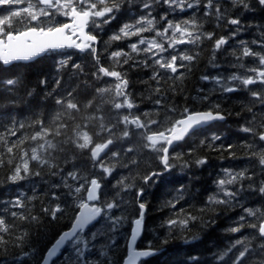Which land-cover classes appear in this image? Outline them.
<instances>
[{"label":"trees","instance_id":"trees-1","mask_svg":"<svg viewBox=\"0 0 264 264\" xmlns=\"http://www.w3.org/2000/svg\"><path fill=\"white\" fill-rule=\"evenodd\" d=\"M126 1L123 0L120 11L115 13V19L103 26L102 32H98L101 40L98 49L100 64L110 70L113 66V61L109 58L110 53L115 50H123L126 41L123 38L119 41H112L106 48L105 42L109 41V37L117 33L124 23L132 22L133 16L147 13V11L140 13L138 4L141 0H135L136 7L134 6V10L125 5ZM205 3L206 0H201L195 10L181 14L171 12L162 0L159 5L153 4V6L157 5V9L151 10L157 21H160L161 15L165 13H168V20L174 22L195 16L198 21L203 23L201 31L214 33V36L211 40L203 39L198 45L185 44L182 46V51H188L189 54L198 53V58L192 62H184L188 66L181 68L180 73H184L183 79L161 81L162 92H167L171 100L170 103L160 106L153 103L156 96L152 94L151 89L156 87V82L150 79L154 70L152 67L145 68L140 64L133 66L132 60L128 64H123L122 67L116 65L115 70L122 74L126 73L127 92L130 94L131 101L137 105L131 110L126 109L122 115L128 114L129 111L133 115L148 112L149 118L159 121H164L168 116L171 117L168 124L170 126L172 121L180 118L179 113L184 108H188L190 112L211 109L214 112H222L226 121L215 123L204 130H200L179 144L175 151L183 154V161H187L189 166L181 168L182 161H177V166L168 174L163 173L158 178V182L149 181L148 185L143 184L142 177L151 171L163 172V166L156 158V153L143 148L142 140L138 135L143 130L135 129L132 125L127 126L130 136L122 137L110 148L121 152L119 162L105 161L106 164L116 163V170L112 173L109 181L104 179L101 182L109 188L110 195L115 192L111 188V184L121 176H128L136 187L129 192L122 191L120 193L126 202L122 203L121 209H114L113 213L122 212L126 219L115 232L95 241L93 256L104 250L105 243H109V259L114 260L116 264H122L127 254V243L134 220L138 217L139 209L135 201V191L139 187L145 189L141 201L147 205L144 234L139 243V248L146 249L148 242L151 241L153 248L158 252L156 256L142 264H223L219 256L227 250L232 242L256 232L247 226L239 233H230L227 229L236 226L237 219L244 215L245 208H252L253 210L258 208L264 211V195L259 192L243 191L238 197L243 207L235 208H228L224 205L207 206L206 202L210 195L218 191L216 181L223 178L224 169L234 171L247 169L249 174L255 173L251 182L253 184L258 185L259 180L264 179V173L258 164V159L251 156L253 149L242 146V142L247 141L254 143L255 150H259L264 142H260L254 133L241 131L242 126L253 127L257 133L264 130L261 127L264 125V105L251 97L250 92L242 86L237 85L240 90L233 93H224L218 90V86L214 82L204 81L201 77L205 75L228 77L234 73L255 75L247 69L262 68L258 57H242V60H237L236 57L242 54L241 41H244L253 52L264 53L260 43H253V41L264 42V6H259L256 0H252V10L243 11L241 8L233 9L229 0H220L221 11L226 12L231 18L238 16L244 26L238 35L231 38V33L236 26L229 25L226 19L217 23L214 17H205ZM165 24L166 21L159 22L158 26L162 28ZM219 37L229 39L226 45L221 46V49L216 51L214 41ZM69 57L67 68L59 72L62 80L57 92L60 96H65L67 90L75 89L73 102L80 107L79 112L71 111V115L64 112L61 106L55 103L53 96L56 93L51 96L47 94L53 88V80L57 76L59 61ZM136 59L139 58L136 57ZM120 60L123 61V58ZM241 62L244 64V68L240 67ZM73 63L80 64L83 71L74 70L72 68ZM149 64H152L151 60ZM96 71L92 57L87 54L82 55L79 52L51 53L28 64L9 67L0 65V134H4L6 129L12 128L15 122L16 136L7 137V146H11L17 138L29 137L22 145L13 148L12 154L6 153L5 145L0 141V157L5 161L13 158L11 166L7 163L0 166V215L3 216L6 224L14 225L10 234L5 235L8 243L0 246V264H38L40 258L59 234L70 228L77 209L73 206V201L68 195V189L63 186L54 187L60 183L64 174L76 170L89 178L95 175L100 177L101 175V171L99 175L95 174L98 173V170L93 167L90 149H78L72 140L63 143L69 137L76 139L73 129L77 124L80 127L76 131L88 132L92 137L93 146L95 143H103L109 134L100 130V118H103L102 122L105 127H110L122 116L115 117V110L112 109V103H110L111 98L96 91L98 88L105 87L107 80H109V77H104L102 74H100L99 79L94 77L93 73ZM159 71L164 75L165 70ZM169 75L176 74L169 73ZM7 79H17L19 83L14 86H7L4 83ZM42 79L48 81L46 85L40 83ZM173 83L176 86L175 94L168 91ZM248 88L258 90L260 85H249ZM29 92L32 94L29 95ZM150 95L151 99L149 98ZM90 101L91 106H88ZM216 104H219V109L213 107ZM169 106L175 107L178 111L176 113L169 112ZM58 112L62 113V116L54 124L52 121ZM41 119L44 121V126L51 130L45 139L58 145L56 150H49L51 152L50 162L57 167L49 169L48 166H45L44 169H37L35 162H30V172L40 170L41 175L29 174L24 180L11 183L7 177L11 174L12 168L20 163V151H30L32 146L43 142L42 140L34 142L30 139L41 127L34 122ZM141 119L144 120L145 117L141 115ZM61 123L67 124L68 127L60 129L61 135L55 136V130ZM19 124H24L25 127L20 129ZM124 128V125L117 124L113 131L119 135ZM151 130L163 129L160 125L154 124L151 125ZM213 134L221 136L222 139L213 143L211 141ZM202 140L205 141L203 145L201 144ZM229 144L234 145L231 152H234L235 156H230L227 148ZM128 148H132L133 151L127 152ZM172 154L173 151H171L170 156ZM201 158L206 159L207 163L197 165L195 161ZM132 160H135L136 163L132 164ZM124 163H127L128 167H123ZM60 168L63 169V172L59 171ZM52 172H56V175H53ZM21 174L23 175V172ZM153 179L157 180L156 177ZM69 183L72 182L69 181ZM243 183L247 187L249 181L245 180ZM53 192L56 193L58 199H53ZM181 192L183 198L179 203H176L175 208L168 206L167 202H175ZM17 196L22 198L36 197L34 200L25 201V209L15 208L11 210L36 216L37 221L20 220L10 216L6 206ZM57 203L64 209V212L57 213L58 219L52 220L41 209L55 207ZM202 209L203 211H201ZM188 214L197 217L196 221L189 222L188 230L181 232L180 229L173 226L171 234H169L166 221L183 219ZM246 219L255 222V218ZM24 233H27V236L23 247H15L16 237ZM109 237L114 240V243ZM162 239H167V243H161ZM258 242L259 238L253 240L252 246L254 247ZM239 247L233 249L230 257L239 250ZM33 249L35 250V258L32 255L23 258V252H32ZM112 250L115 252L114 256ZM192 257H198V260L194 261ZM99 259L103 261L104 257L100 256Z\"/></svg>","mask_w":264,"mask_h":264},{"label":"snow or ice","instance_id":"snow-or-ice-1","mask_svg":"<svg viewBox=\"0 0 264 264\" xmlns=\"http://www.w3.org/2000/svg\"><path fill=\"white\" fill-rule=\"evenodd\" d=\"M127 2L131 4L133 0H127ZM162 2L174 13L176 11L183 12L198 7L201 0H162ZM229 2L233 9L241 8L243 11L252 10V0H229ZM122 3L123 0H0V6L26 4L25 7L16 10H13L11 7L6 9L0 8V11H6L7 13L0 15V65L11 66L31 62L49 52H63L67 49L78 50L80 53L92 57L97 69L93 73L94 77L99 79L100 74H102L104 77H113L116 80L113 86L101 87L96 89V91L101 94H112L113 100L110 102L114 109L120 110L123 108L131 110L137 105L131 101L130 94L127 92L128 80L126 79V73L122 74L120 71L115 70V66L120 65L122 67L123 64H128L132 60L134 62L133 66L140 64L145 68L152 67L154 69L150 77L151 80L156 82V87L151 89L152 94L156 96L153 103L157 106L170 103L171 97L168 96L167 92H162L161 81L183 79L184 73H180L179 76L169 75V73L176 74L179 68L188 66L184 62H192L198 58V53L189 54L188 51H179L178 45H198L203 39L211 40L214 33L201 31L203 23L198 21L195 16L174 22L173 20H168V13H165L161 15L160 21H157L152 16L151 9L153 8V4H159L161 0H141V10L149 9L147 14L137 17L134 22L124 23L119 31L111 35L109 41L105 42V47H107L112 41H119L122 38H130L132 36L140 37L137 42L128 45L129 52L117 50L110 53L109 58L113 61L112 70H110L108 67L100 64V57L97 51V45L100 43L98 40V32H102L103 26L111 23L115 19V13L120 11ZM256 3L259 6H264V0H256ZM204 8L205 17H214L217 23L226 19L229 25L236 26L231 33V38H234L243 29L244 26L238 16L231 18L226 12L221 11L220 0H206ZM14 18L17 21V26L15 27L13 26ZM164 21H166V25L162 29L156 27L159 22ZM145 32H154L155 34L151 39H148L142 35ZM169 32H171V35H169ZM157 38L161 39L158 40ZM228 39L226 37L215 39L214 49L219 51L221 46L228 43ZM253 43H260L261 48L264 49V42L253 41ZM165 44H167V47H165ZM240 45L242 47V54L236 57L237 60H242V57H258L259 64L264 66V53L253 52L244 41H241ZM140 46L143 47L141 48ZM165 52L169 53L168 57L162 55ZM142 53L145 58L136 59ZM233 55H235V52H233ZM121 57H123V61L120 60ZM69 60L70 57L59 61L57 76L53 80V88L47 94L51 96L53 93H56L53 96L55 103L60 105L64 112L71 115V111L79 112L80 107L77 103L73 102V91L75 89L67 90L65 96H60L57 92L62 80L59 72L67 68ZM149 60L152 61V64H149ZM178 60L180 61L179 65L177 64ZM240 67L244 68L242 62L240 63ZM72 68L79 72L83 71L81 65L78 63H73ZM161 69L165 70L164 75L159 71ZM247 71L255 73V75H239L235 73L228 77L205 75L201 79L214 82L218 86V90L224 93L238 91L240 89L237 85L242 86L250 92L251 97L255 98L261 104H264V70L252 68L247 69ZM47 82L46 79L40 81L42 85H46ZM4 83L7 86H14L19 81L17 79H7ZM255 84L260 85L258 90L248 88L249 85ZM168 91L175 94L176 86L174 83L170 85ZM31 94L29 92V95ZM115 98L123 99L122 102H118ZM149 98L151 99V95ZM204 98L207 99V97ZM88 106H91V101ZM213 107L219 109L220 106L216 104ZM168 111L176 113L178 110L175 107L169 106ZM141 115L145 117L144 120H141ZM179 115L180 118L172 121L170 126L168 124L171 117L166 116L164 121H159L149 118L150 114L148 112L133 115L129 111L128 114L122 115L112 123L110 127H105L102 122L103 118L101 117L100 130L107 132L109 135L105 142L95 143L94 146L89 133L86 131H76L80 125H75L73 131L76 139L69 137L63 143L72 140L78 149H90L93 167L99 169L101 175L99 178L95 176L89 178L87 175L72 170L64 174L61 177L60 183L54 186H63L68 189V195L72 199L73 206L77 209V212L72 218L71 227L59 234L53 244L40 258L38 264H50V257L58 256L69 251L72 255L69 256L67 264H116L114 260L109 259V243H105L104 250L99 251L98 255H92L95 250V241L101 237L108 236L109 233L115 232L126 219V216L122 212L114 214L113 210L121 209L122 203L126 202L120 196V193L122 191L129 192L136 186L128 176H121L111 184V188L115 192L110 195L109 191L106 190V186L101 181L111 177L112 173L116 170L117 164H106L105 161L113 160L119 162L121 152L110 149L105 153L103 158L101 157V153L105 149H109L110 145H114L122 137H129L130 132L127 126L132 125L135 129L143 130L138 134L142 140V146L157 154L156 158L163 166V172H170L177 166V161H182L180 164L181 168L188 167V162L183 161L182 153L176 152L173 149V154L171 156L169 155V149L173 148L174 142L183 141L189 133L195 135L206 125L217 120H223L225 116L222 112H214L211 109L203 112H190L188 108H184ZM61 116L62 113L58 112L52 123L55 124L57 120L61 119ZM34 123L39 124L41 127L30 139L34 142L38 140H42L43 142L32 146L30 151H20V163H17L12 168L11 174L7 177L11 183L24 180L29 174L35 176L41 175L40 170L30 172V162H35L37 169H44L45 166H48L49 169L57 167L50 162L51 152L49 150H56L58 145L51 140L45 139L51 130L44 126L42 119ZM117 124L125 126L119 135L113 131L117 127ZM154 124L160 125L163 130L152 131L151 125ZM15 127L14 122L12 128H8L4 134H0V141L4 143L7 154H12L13 148H17L29 139L27 136L17 138V140L12 142L11 146H7V137L16 136ZM18 127L23 129L25 125L19 124ZM67 127V124H59L54 135L60 136V129H66ZM261 127L264 128V125H261ZM241 131L254 133L255 136H258L260 142H264V130L257 133L253 127L242 126ZM221 139V136L216 134H213L211 137L213 143ZM80 140L82 142H79ZM204 143L205 141L202 140L201 144L203 145ZM242 146L247 149H253L251 156L258 159V164L261 167L262 173H264V144L261 145L259 150H255L254 143L247 141L242 142ZM233 147L234 145L232 144L227 146L230 156H235V153L231 152ZM132 151V148L127 149V152ZM5 163L11 166L13 164V158L5 161L0 157V166ZM131 163L135 164L136 161L132 160ZM195 163L197 165H204L207 163V160L201 158L197 159ZM122 166L128 167V164L124 163ZM59 171L63 172V169L60 168ZM22 172L23 175L21 174ZM163 172L151 171L145 174L142 177L143 184L148 185L149 181L153 183L158 182V178L163 175ZM52 174L56 175V172H52ZM254 176L255 173L249 174L247 169L240 171L224 169L223 178L216 181L218 191L208 197L206 205H224L228 208L243 207L238 199L243 191L259 192L261 195H264V179H260L258 185L253 184L251 182ZM154 177L157 180H154ZM245 180L249 181L247 187L243 183ZM69 181L72 183H69ZM102 189L105 190L102 191ZM144 191L145 189L143 187H139L135 191V201L139 211L138 217L134 220L135 229L131 237L133 245L142 231V223L147 208L146 203L140 199L144 195ZM52 197L54 200L58 199L55 192L52 193ZM117 197H120V199H117ZM35 198V196L30 198L17 196L14 200L8 202L6 207H8L10 216L20 220L37 221L38 218L36 216H29L25 215L24 212L18 213L17 211L11 210L15 208L25 209V201H31ZM182 198L181 192V195L176 198L175 202L168 201L167 205L175 208L176 203H179ZM41 210L48 214L52 220L58 219L57 213L64 212V209L61 208L59 203L55 207H44ZM246 218H255V222H250ZM196 220L197 217L188 214L183 219H169L166 221V227L169 230V234H171L173 226L183 232L188 230L190 221L194 222ZM13 226L6 224L3 216L0 215V246L8 243L5 235L10 234ZM245 226L256 230L255 234H250V236H245L232 242L227 250L219 256L223 264H264V211L258 208L255 210L245 208L244 215L238 217L236 226L230 227L227 231L230 233H239ZM26 236L27 233L17 236L15 247L22 248ZM257 238H259V242L253 247L252 241ZM109 239L111 240V237ZM111 242L114 243V240H111ZM161 243H167V239H162ZM237 246H240L239 250L230 257L233 249H236ZM155 254H157V250L153 248L152 242L149 241L146 249L137 250L134 246L131 247L122 264H140L142 260ZM22 255L23 258H27L29 255L35 258V250L33 249L32 252H23ZM112 255H115L114 250H112ZM100 256L104 257L103 261L99 259ZM192 259L196 261L198 257H192Z\"/></svg>","mask_w":264,"mask_h":264},{"label":"rangeland","instance_id":"rangeland-1","mask_svg":"<svg viewBox=\"0 0 264 264\" xmlns=\"http://www.w3.org/2000/svg\"><path fill=\"white\" fill-rule=\"evenodd\" d=\"M26 6V4H21V5H12V6H6V7H4V9H6V8H8V7H11L13 10H16V9H20V8H23V7H25ZM197 8V7H196ZM140 13L141 12H143V11H145L146 9H144L143 11L141 10V6H140ZM152 10V9H151ZM149 11V9H147V12ZM186 12H189L188 10H186V11H183V12H181V11H176L175 12V14L176 13H178V14H181V13H186ZM4 14H7L6 13V11H0V15H4ZM147 14V13H146ZM145 14V15H146ZM139 16H142V15H139ZM138 16V17H139ZM58 19H60V18H58ZM166 25V24H165ZM164 25V26H165ZM13 26L15 27V26H17V21H16V18H14L13 19ZM156 27L157 28H159V26H158V24L156 25ZM163 28V27H162ZM162 28H160V29H162ZM154 32H145V33H143L142 35L145 37V38H148V39H151L153 36H154ZM169 35H171V32H169ZM140 37L139 36H132V37H130V38H123L124 39V41H126L125 42V47L123 48V51L124 52H129L130 51V49L128 48V45L130 44V43H134V42H137L138 41V39H139ZM158 40H160L161 38H157ZM183 45H185V44H181V45H178V50L179 51H182V46ZM141 48L143 47V46H140ZM165 47H167V44H165ZM106 48V47H105ZM115 51H117V50H115ZM171 51V50H170ZM113 52V51H112ZM162 55H164L165 57H168V55H169V53L168 52H165V53H163ZM133 56H135V54H133ZM140 58H145V56H144V54L142 53L140 56H139ZM121 58H123V57H121ZM120 58V59H121ZM158 58V57H157ZM150 61V60H149ZM177 64L179 65L180 64V61L178 60L177 61ZM260 70H264V66H262V68L260 69ZM180 72H181V68H179V70H178V72L176 73V75H174V76H179L180 75ZM115 82H116V80H115V78H109V80H107V83H106V85H105V87H109V86H113L114 84H115ZM108 98H111V100L110 101H112L113 100V95L112 94H110V93H104ZM104 97V96H103ZM105 98V97H104ZM118 102H122V99L123 98H115ZM111 103V102H110ZM112 109L113 110H115V117H117L118 118V116H121L122 114H124L125 113V110L126 109H120V110H116V109H114V107H113V105H112ZM98 170V173L96 172L95 174H98L99 175V172H100V170L99 169H97ZM96 177H98L97 175H95ZM112 176V175H111ZM99 178V177H98ZM111 179V177H109L108 179H106V181H109ZM106 190L107 191H109V188L108 187H106ZM72 255V253L69 251V252H66L65 254H64V256L59 260V261H57L55 264H67V261H68V258H69V256H71Z\"/></svg>","mask_w":264,"mask_h":264},{"label":"water","instance_id":"water-1","mask_svg":"<svg viewBox=\"0 0 264 264\" xmlns=\"http://www.w3.org/2000/svg\"><path fill=\"white\" fill-rule=\"evenodd\" d=\"M68 50H72V49H68ZM47 54H48V53H47ZM45 55H46V54H45ZM45 55H41L40 57L36 58L35 60H33V61H31V62L23 63V64H28V63L35 62L36 60H38V59L44 57ZM11 66H12V65H11ZM5 67H9V66H5ZM225 121H226V117H225V119H223V120H217V121L212 122V123L209 124V125H206L203 129L208 128V127H210L211 125H213V124H215V123H224ZM201 130H202V129H201ZM191 135H192V134L189 133V135L186 136L185 139H184L183 141H180V142H174L173 148H174L175 146H177L178 144H180V143L184 142L185 140H187ZM110 146H111V145H110ZM110 146H109V147H110ZM173 148H170V149H169V155H170L171 151L173 150ZM108 150H109V149H105L104 152L101 153V157H103V156L105 155V153L108 152ZM166 173H169V172H166ZM140 199H141V198H140ZM145 215H146V211H145L144 219H143V223H142V231H141L140 235L137 237V239H136L134 245L132 244V240H131L132 233H133V231H134V229H135V224L133 223V227H132V230H131V233H130V236H129V239H128V243H127V252L130 251L131 247H133V246H134L137 250H143V249H139L138 246H139V243H140V241H141V239H142V237H143V234H144V228H145ZM62 254H63V253H62ZM62 254H61V255H58V256L50 257V258H49V262H50V264H54V262H55L58 258H60V257L62 256ZM157 254H158V252H157ZM157 254L152 255V256L148 257L147 259L142 260V261L140 262V264H142L143 262H145V261L151 259L152 257L156 256Z\"/></svg>","mask_w":264,"mask_h":264},{"label":"flooded vegetation","instance_id":"flooded-vegetation-1","mask_svg":"<svg viewBox=\"0 0 264 264\" xmlns=\"http://www.w3.org/2000/svg\"><path fill=\"white\" fill-rule=\"evenodd\" d=\"M125 5L129 8V9H132V10H134L135 8H134V6L136 7V5H135V0H133V2L131 3V4H129L127 1H126V3H125ZM139 5V4H138ZM159 5V4H158ZM156 7H157V5H155ZM4 7H6V6H0V8H3L4 9ZM137 17L135 16H133V21L136 19Z\"/></svg>","mask_w":264,"mask_h":264},{"label":"bare ground","instance_id":"bare-ground-1","mask_svg":"<svg viewBox=\"0 0 264 264\" xmlns=\"http://www.w3.org/2000/svg\"><path fill=\"white\" fill-rule=\"evenodd\" d=\"M223 77V76H222Z\"/></svg>","mask_w":264,"mask_h":264}]
</instances>
